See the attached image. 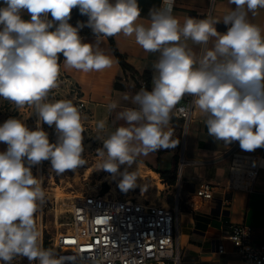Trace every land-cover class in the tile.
Returning a JSON list of instances; mask_svg holds the SVG:
<instances>
[{
  "label": "clouds",
  "instance_id": "9594fccd",
  "mask_svg": "<svg viewBox=\"0 0 264 264\" xmlns=\"http://www.w3.org/2000/svg\"><path fill=\"white\" fill-rule=\"evenodd\" d=\"M175 0H162L149 10L150 23H137L138 0H2L0 6V98L16 105L35 106L37 126L9 118L0 125V264L17 256L30 264H64L52 249L43 248L35 227V214L45 193L31 168L50 161L57 174L84 166V128L81 113L72 100L44 102L57 87L64 65L83 72L110 67L100 49L101 37L120 33L135 35L145 52H159L153 65L152 88L125 96L137 107L117 114L127 127H118L98 148L104 158L100 170L113 175L121 165L131 166L140 154L175 148L169 128L173 108L185 95L205 117L208 135L226 146L238 142L241 150L264 148V27L250 22L264 0H230L235 8L221 20L188 17L183 25L172 15ZM78 8L87 22L69 23ZM27 10L31 19L22 18ZM51 19H48V15ZM223 22L227 31H217ZM89 27L96 43L82 41L80 31ZM208 45L197 62L184 41ZM116 103L109 105L115 109ZM55 126L56 143H50L41 126ZM104 123H99L100 129ZM138 141L139 146L133 144ZM27 161V164L25 163ZM118 187L127 192L136 187L138 176L125 170Z\"/></svg>",
  "mask_w": 264,
  "mask_h": 264
},
{
  "label": "crops",
  "instance_id": "0c3cea01",
  "mask_svg": "<svg viewBox=\"0 0 264 264\" xmlns=\"http://www.w3.org/2000/svg\"><path fill=\"white\" fill-rule=\"evenodd\" d=\"M138 4L141 15L137 23H144L147 26L150 23L149 10L159 8L162 0H138ZM0 6H4L2 0H0ZM234 8L235 5L230 3V0H215L213 5L211 0H175L172 15L181 25L188 17L197 20L214 18L222 21L223 17ZM249 20L264 27V9H258L255 16L249 13ZM227 27L223 22L216 25L217 31L221 33L226 32ZM114 39L119 52L135 70V76L131 71L122 68L109 38L101 37L99 47L110 58V67L100 71L83 72L66 67L62 61L58 77L61 83H57L59 91L66 92L70 99L81 98L87 102L85 111L92 124L98 126L103 122L104 127L113 132L118 127L128 126L124 120L117 118V114L126 107H137L124 97H132L141 90L138 86V77L146 75L149 78L147 90H151L152 78L155 74L153 65L160 57L159 52H145L136 43L134 34L125 36L120 33L114 36ZM82 41L95 44L96 37L85 36L82 37ZM184 43L193 51L197 62L204 55V50L212 46V41L208 45H196L191 40ZM116 83L123 87L117 88ZM55 93L57 92L53 94ZM188 97L189 95H185L173 108L169 124L172 140L180 141V143L175 148L161 149L139 156L143 163L152 168L153 165L149 160L151 159L153 163L155 161L157 166H161V169H156L158 174H165L168 178L177 169L176 155L179 154L183 145L187 159L183 176L184 195H193L195 188L201 182L215 185L212 200L206 201L194 212L182 211L180 240L183 249L182 264H247L235 251V246L227 235V227L232 223L251 225L255 228L256 241L264 242V168L252 191L228 188L231 157L227 151L236 142L226 146L222 141H215L210 137L204 123L205 117L196 108L184 134L183 120L175 115V110ZM113 103H116L117 107L109 110V105ZM133 144L139 146L138 141H133ZM244 152L264 156V148ZM156 153L160 159L154 158ZM221 246L225 250L224 253L219 252Z\"/></svg>",
  "mask_w": 264,
  "mask_h": 264
},
{
  "label": "built area",
  "instance_id": "2783aa9c",
  "mask_svg": "<svg viewBox=\"0 0 264 264\" xmlns=\"http://www.w3.org/2000/svg\"><path fill=\"white\" fill-rule=\"evenodd\" d=\"M214 1L211 0L212 5ZM140 85L147 88L144 80ZM192 101L189 95L175 110V115L183 120L184 134L195 111ZM77 102L78 109L87 108L83 99L78 98ZM227 154L231 157L227 187L252 191L264 168V156L244 152L238 142ZM186 164L182 145L175 183L161 178L167 188H172L173 203L166 201L165 205L134 196L120 197L111 191L75 196L69 205L68 221L54 240L53 251L58 257L67 258L64 264H182V211L200 209L215 194L214 184L201 182L193 195H184ZM227 235L247 264H264V242L256 241L253 226L229 224ZM219 252H225L222 246Z\"/></svg>",
  "mask_w": 264,
  "mask_h": 264
},
{
  "label": "rangeland",
  "instance_id": "374dc122",
  "mask_svg": "<svg viewBox=\"0 0 264 264\" xmlns=\"http://www.w3.org/2000/svg\"><path fill=\"white\" fill-rule=\"evenodd\" d=\"M22 15V18L25 20L31 19L27 10H22ZM57 83H61L59 78ZM54 92L57 93L54 95ZM69 97L66 95V92L59 91L56 87L49 92L44 102L72 100L73 104L77 107V99H70ZM78 110L81 113V122L84 128V152L82 156L86 160V164L74 171L66 170L62 174H57L52 170L50 161H42L31 168L33 176L38 178V186L45 193L44 202L34 217L36 231L39 233L38 239L43 248L47 242L49 249L52 250L57 234L65 227V223L68 221L69 205L77 195L86 192L105 193L111 191L120 197L134 196L140 199H148L158 204L163 203L166 205V201L173 203L174 200L172 188H167V185H164V182L161 180L163 178L162 175L159 174V178H154L150 174V170H156L141 160H136L131 166L121 165L119 172L115 175L100 170L104 158L100 157L96 150L102 148L103 141L113 133V130H109L107 127L100 129L97 124L95 126L90 122V117L85 110ZM9 118L20 119L26 123L30 130L36 129L38 117L35 114L34 105L17 108L15 104L0 98V125ZM41 126L48 133L50 143H56L58 134L55 131V126L49 127L47 124H42ZM6 147V144L0 142V151L6 150ZM25 163L27 164V161ZM89 167H91L92 171L90 175L86 176V169ZM125 170L135 172L138 176L136 187L127 192L122 191L118 187L122 179L120 173H123ZM76 178L77 180H75ZM69 182L73 185L72 187L69 186ZM57 187H61L63 193L62 198L59 199L56 195ZM10 264H30V262L27 258L17 256ZM32 264H39V262L33 261Z\"/></svg>",
  "mask_w": 264,
  "mask_h": 264
},
{
  "label": "trees",
  "instance_id": "16d2710c",
  "mask_svg": "<svg viewBox=\"0 0 264 264\" xmlns=\"http://www.w3.org/2000/svg\"><path fill=\"white\" fill-rule=\"evenodd\" d=\"M48 19H51V15L49 13L48 15ZM87 16H84V15H81L78 8H74L71 12V19L69 20V23L72 24L73 26H76L78 22H81V23H85L87 22ZM80 36L81 38L82 37H85V36H94L93 33H92V30L89 28V27H83L80 31ZM110 42H111V46H112V49L115 53V55L117 56V59L119 60V63L121 64L122 68L125 69V70H129L131 71V73L133 74V76H135V70L126 62V59L125 57L119 52V50L117 49V46H116V43H115V39L114 37H108ZM63 61V56L62 54H60V61L59 63L61 64ZM144 80L147 82V88L149 87V78L144 75L143 77H138V86L141 88V85H140V82ZM116 87L117 88H121L123 87V85L119 84V83H116ZM146 88V89H147ZM142 89V88H141ZM180 143V141H179ZM179 157V154L176 155V158L178 159ZM136 160H141L143 162L142 159L140 158H135ZM153 169H155L153 167ZM156 170V169H155ZM162 177L165 178L170 184H174L175 181H176V170L168 177L166 178V175L165 174H162ZM45 249H49V246H48V243L46 242L45 243V246H44Z\"/></svg>",
  "mask_w": 264,
  "mask_h": 264
},
{
  "label": "bare ground",
  "instance_id": "6f19581e",
  "mask_svg": "<svg viewBox=\"0 0 264 264\" xmlns=\"http://www.w3.org/2000/svg\"><path fill=\"white\" fill-rule=\"evenodd\" d=\"M24 12V11H23ZM91 167H89V168H87L86 169V173H85V175L86 176H88V175H90V173H91ZM150 174L154 177V178H159V174L157 173V172H155V171H153V170H150ZM79 178V177H78ZM75 180H77V178L75 179ZM69 186L70 187H72L73 185L69 182ZM56 191H57V197H58V199L59 198H62V196H63V193H62V189H61V187H57L56 188ZM167 204V203H166ZM186 215V214H185Z\"/></svg>",
  "mask_w": 264,
  "mask_h": 264
},
{
  "label": "water",
  "instance_id": "95a60500",
  "mask_svg": "<svg viewBox=\"0 0 264 264\" xmlns=\"http://www.w3.org/2000/svg\"><path fill=\"white\" fill-rule=\"evenodd\" d=\"M137 158H140V159H142L141 158V156H137ZM154 158L157 160V159H160V156L158 155V153H156V154H154ZM153 160V159H152ZM151 163H152V165H153V167L155 168V169H161V166H157L156 165V162L154 161V163L151 161V159L149 160Z\"/></svg>",
  "mask_w": 264,
  "mask_h": 264
},
{
  "label": "snow or ice",
  "instance_id": "6c2138e0",
  "mask_svg": "<svg viewBox=\"0 0 264 264\" xmlns=\"http://www.w3.org/2000/svg\"><path fill=\"white\" fill-rule=\"evenodd\" d=\"M102 221H98V223H101Z\"/></svg>",
  "mask_w": 264,
  "mask_h": 264
}]
</instances>
